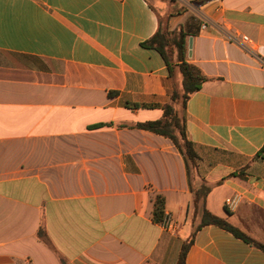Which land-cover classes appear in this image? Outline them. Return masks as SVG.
Listing matches in <instances>:
<instances>
[{"label":"crops","instance_id":"1","mask_svg":"<svg viewBox=\"0 0 264 264\" xmlns=\"http://www.w3.org/2000/svg\"><path fill=\"white\" fill-rule=\"evenodd\" d=\"M161 27L208 77L185 111L194 187L260 246L198 227L181 151L136 126L181 87L143 46ZM263 146L264 0H0V264H177L191 238L186 264H264Z\"/></svg>","mask_w":264,"mask_h":264},{"label":"trees","instance_id":"2","mask_svg":"<svg viewBox=\"0 0 264 264\" xmlns=\"http://www.w3.org/2000/svg\"><path fill=\"white\" fill-rule=\"evenodd\" d=\"M187 35L188 34L183 30L175 32L161 27L151 38L143 42V46L155 48L163 55L169 64V69L173 78L176 72L180 74L181 87L174 88L170 101L162 107L163 116L160 119L139 122L136 126L170 138L181 151L187 165L189 182L193 190V216L201 217V222L198 227H202L207 224H216L233 232L240 238L259 245L257 242L248 238L242 231L207 209L206 197L212 190V187L207 184L206 181H203L200 186L194 187L193 178L199 171V155L188 134L185 111L190 97L196 91L201 89L203 83L208 80V77L199 67L187 61ZM173 62L175 63L173 64ZM102 125L103 124H97L93 127H100ZM263 154L264 146L256 154V157L262 156ZM238 175H240V172L232 174V176ZM165 204L166 202L164 196L157 195L155 197L153 211V218L155 221H162L165 214ZM39 235L42 238L45 237L43 227L39 230ZM192 241L193 238L184 244L177 264H186L187 252Z\"/></svg>","mask_w":264,"mask_h":264},{"label":"built area","instance_id":"3","mask_svg":"<svg viewBox=\"0 0 264 264\" xmlns=\"http://www.w3.org/2000/svg\"><path fill=\"white\" fill-rule=\"evenodd\" d=\"M185 1H199V0H185ZM245 40L248 39L247 36L244 37ZM239 199V196H234L233 198H228L226 200V204L229 207H234L235 204L237 203V200ZM161 224L163 225V227H165L168 230L171 231H175L178 227V223L175 221V219L172 217V215L170 213H165L164 217L161 221Z\"/></svg>","mask_w":264,"mask_h":264},{"label":"water","instance_id":"4","mask_svg":"<svg viewBox=\"0 0 264 264\" xmlns=\"http://www.w3.org/2000/svg\"><path fill=\"white\" fill-rule=\"evenodd\" d=\"M191 48H192V39H190V42H189V54H191Z\"/></svg>","mask_w":264,"mask_h":264}]
</instances>
